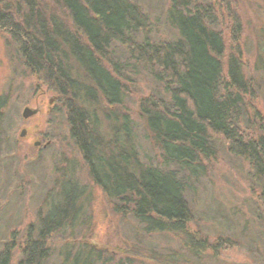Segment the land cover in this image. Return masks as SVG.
I'll use <instances>...</instances> for the list:
<instances>
[{"label": "trees", "instance_id": "trees-1", "mask_svg": "<svg viewBox=\"0 0 264 264\" xmlns=\"http://www.w3.org/2000/svg\"><path fill=\"white\" fill-rule=\"evenodd\" d=\"M213 1L167 0L164 25L172 36L161 38L153 31L158 19L139 0H0V31L12 41L23 68L54 93L91 184L115 212L131 214L148 233L172 234L195 255L210 245L189 228L193 213L185 192L206 174L204 161L217 154L216 142L247 163L257 213L264 220V127L252 122L245 98L255 81L243 72L237 42L241 25L231 10L235 44L223 74L226 45ZM261 36L257 61L264 71ZM117 46L144 66L166 95L139 99L141 136L135 120L119 107L129 87L121 78L122 65L112 57ZM6 102L7 94L0 95V126ZM141 140L158 156L143 159ZM76 165L73 157L56 177L57 190L38 215L35 237L29 226L18 264H42L53 234L65 236L86 222L91 192L77 177ZM13 244L1 246L0 264H10ZM73 245L63 247L61 264L98 261L91 246L79 244L75 250Z\"/></svg>", "mask_w": 264, "mask_h": 264}, {"label": "rangeland", "instance_id": "rangeland-1", "mask_svg": "<svg viewBox=\"0 0 264 264\" xmlns=\"http://www.w3.org/2000/svg\"><path fill=\"white\" fill-rule=\"evenodd\" d=\"M139 1L158 19L153 27L157 31L154 35L170 38L172 32L165 27L163 16L167 0ZM41 2L45 4L49 0ZM213 3L218 13L217 26L226 45L222 58L224 75L226 58L235 44L230 10L240 20L237 42L243 72L255 81L252 94L245 98L250 104L252 122L264 127V71L258 68L257 61V42L264 35V2L214 0ZM8 39L0 31V95L7 94L0 126V249L5 242L14 243L10 264H18L29 226L33 224L31 236L38 233V215L45 213L49 193L57 190L53 187L55 179L73 157L77 162V177L91 192L85 207L86 222L68 229L66 237L62 233L53 234L49 257L42 264H61L60 252L69 243L74 244L75 250L81 244L91 246L98 253L95 264H264V220L258 216L259 202L251 191L249 167L244 160L216 142L217 154L204 161L206 174L199 178L194 190L185 192L193 213L189 228L209 243L210 248L205 252L190 253L170 233L146 232L131 214L115 212L100 188L91 184L85 164L68 137L63 115L56 108L54 93L23 68ZM112 57L122 65L121 78L129 87L119 107L135 120L137 134L141 136L139 99L150 95L166 98V95L144 66L127 59L122 47L117 46ZM106 66L112 70L108 63ZM26 106L36 108L37 112L23 119L21 113ZM23 128L25 134L20 137ZM140 143L143 159L145 155L158 156V151L147 141ZM69 234L71 238L67 237Z\"/></svg>", "mask_w": 264, "mask_h": 264}, {"label": "water", "instance_id": "water-1", "mask_svg": "<svg viewBox=\"0 0 264 264\" xmlns=\"http://www.w3.org/2000/svg\"><path fill=\"white\" fill-rule=\"evenodd\" d=\"M51 101V100H50ZM37 112L36 108H30L28 106L24 107L21 113V116L23 119L28 118L29 116L34 115ZM25 134V129L23 128L20 132V137H22ZM37 145V143H35Z\"/></svg>", "mask_w": 264, "mask_h": 264}]
</instances>
